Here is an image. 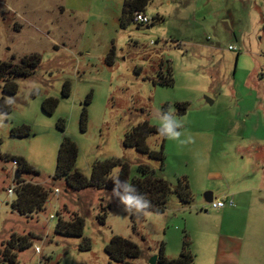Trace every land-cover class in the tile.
<instances>
[{"label":"rangeland","instance_id":"obj_1","mask_svg":"<svg viewBox=\"0 0 264 264\" xmlns=\"http://www.w3.org/2000/svg\"><path fill=\"white\" fill-rule=\"evenodd\" d=\"M123 1L0 0V60L19 64L26 56L40 57L29 75L16 79L11 111L0 112V264H10L1 254L13 234L28 243L15 249L13 264H119L104 250L114 235L138 246L134 264H149L160 247L167 258L185 250L192 264H214L210 234L242 233L240 225L227 223H240V216L219 215L204 195L221 196L227 179L256 184L261 178L255 176L264 173V0H151L146 13L155 18L152 25L122 28ZM167 75L171 84L156 83ZM65 83L68 93L62 92ZM49 97L58 100L50 113L42 108ZM170 108L184 127L180 140L164 139L162 167L123 145L126 130L143 120L159 126L160 112ZM20 126L30 134L12 136ZM66 138L76 144L75 168L86 177L97 160L125 161L131 176L145 163L172 185L186 177L193 200L182 205L171 195L163 213L131 216L110 200L112 189L52 185ZM146 142L159 150L162 136ZM4 156L23 159L38 174L18 171ZM17 172L18 179L52 189L31 216L11 207L15 188L11 195L8 189ZM117 172L112 169L110 178ZM77 216L81 236L56 233L58 217ZM253 245V255L242 249L240 264L264 263L263 237L255 234Z\"/></svg>","mask_w":264,"mask_h":264},{"label":"trees","instance_id":"obj_2","mask_svg":"<svg viewBox=\"0 0 264 264\" xmlns=\"http://www.w3.org/2000/svg\"><path fill=\"white\" fill-rule=\"evenodd\" d=\"M151 0H124L122 13L120 17V26L127 27L129 24L147 25L150 26L155 18L150 17V23L137 24L134 22V14L136 12L146 13V8ZM148 15V14H147ZM114 53L111 51L106 57L108 65H112ZM40 63L38 55H29L21 60V63H11L0 60V112L8 113L13 106L12 97L16 95L18 85L16 79L18 77H26ZM262 75V73H261ZM172 78L167 75L161 77L156 83L161 85L171 84ZM68 84L63 85L62 92H69ZM58 100L53 97L46 98L42 103V108L50 113L56 107ZM166 107V105H164ZM185 105L181 106L184 110ZM181 110V111H182ZM84 118V114L82 115ZM60 127L63 128L62 125ZM158 126L151 125L147 120H143L125 131L122 143L125 147H131L140 153L146 154L148 157L158 160L163 166L164 154V139L159 150L150 149L146 140L150 135H160ZM30 128L28 126H20L12 128L11 135L17 137L28 136ZM78 155L76 144L69 138L61 142L51 184L54 185L59 181H63L64 185L71 190H81L88 187L97 189H113V182L110 178V173L115 167L119 168V178L121 181L127 180L133 184L138 192L147 197L151 202L150 211L163 213L170 200V196H174L179 203L186 205L192 202L193 196L186 177L178 179L175 185L164 179L160 174L149 167L145 163H139L136 167V174L130 175L129 164L119 159L108 158L105 160H97L93 163L89 177L82 175L75 168V161ZM0 157L2 155L0 154ZM6 160L16 163V169L20 172H38L30 167L23 159L4 156ZM15 199L11 202L13 210L21 216H31L33 212L41 211L43 205L52 192L50 187H43L38 183H31L23 179L15 180ZM235 207V204L234 206ZM100 222L104 223L105 214L99 216ZM83 219L77 216L71 220L57 219L55 231L63 236L79 237L82 235ZM24 237L20 235H12L8 247L2 251L3 260L7 259L10 264H13L16 259V250L26 248L28 243L24 241ZM16 249V250H15ZM105 253L110 260L119 264H134L133 259L141 255L138 246L129 239L114 235L105 245ZM163 248L160 247V253L157 255V264H192L193 255L190 251L183 250L177 258H167L163 254Z\"/></svg>","mask_w":264,"mask_h":264},{"label":"crops","instance_id":"obj_3","mask_svg":"<svg viewBox=\"0 0 264 264\" xmlns=\"http://www.w3.org/2000/svg\"><path fill=\"white\" fill-rule=\"evenodd\" d=\"M257 156L259 159H263V156ZM216 177L222 178L221 175ZM255 178H261V180H258L256 184L255 181H253L254 184L249 181L239 184L226 180V178L223 179V181L226 180L225 187L221 188V196L216 198L222 196L231 198L235 207H225L218 214L221 216L229 213L239 215L242 219L240 223L235 224V220H230L227 223L233 224L235 227L240 225L242 227L240 232L242 233L241 235L227 234L216 230L210 234L215 246L214 257L212 258L214 264H240L239 257L243 248L247 247L249 255L255 254L254 235L258 234L264 240V173L262 177L256 175ZM256 223L261 224V227H258ZM220 224H222V220Z\"/></svg>","mask_w":264,"mask_h":264},{"label":"clouds","instance_id":"obj_4","mask_svg":"<svg viewBox=\"0 0 264 264\" xmlns=\"http://www.w3.org/2000/svg\"><path fill=\"white\" fill-rule=\"evenodd\" d=\"M159 118L160 124L157 130L160 135L170 140H180L182 135L180 129L184 127V122L177 117L175 109L170 108L166 112H160ZM111 179L113 189L110 200L116 199L122 205L123 211L131 216H143L149 213L151 209L150 200L140 194L133 184L127 180L121 181L119 172L112 176ZM13 187L15 186L13 185Z\"/></svg>","mask_w":264,"mask_h":264},{"label":"built area","instance_id":"obj_5","mask_svg":"<svg viewBox=\"0 0 264 264\" xmlns=\"http://www.w3.org/2000/svg\"><path fill=\"white\" fill-rule=\"evenodd\" d=\"M133 20L137 24H148V23H150V17L143 12H136L134 14ZM229 49L234 50V47L229 46ZM13 189H14V187H11L8 189V193L10 195L13 194ZM234 204L235 203H234L233 199L226 198L225 196H222L220 198H215L209 203L210 207L212 209H215V210H220V209H223L225 207H233Z\"/></svg>","mask_w":264,"mask_h":264},{"label":"water","instance_id":"obj_6","mask_svg":"<svg viewBox=\"0 0 264 264\" xmlns=\"http://www.w3.org/2000/svg\"><path fill=\"white\" fill-rule=\"evenodd\" d=\"M212 103V101H209ZM19 175H18V172L15 173V176H14V179H18ZM204 199L206 202H211L213 200V193L212 192H206L205 195H204ZM156 261H157V255H154L150 258L149 260V264H156Z\"/></svg>","mask_w":264,"mask_h":264}]
</instances>
